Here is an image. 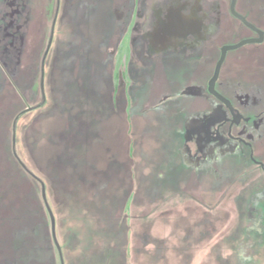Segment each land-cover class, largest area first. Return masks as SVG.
Returning a JSON list of instances; mask_svg holds the SVG:
<instances>
[{"label":"flooded vegetation","instance_id":"1","mask_svg":"<svg viewBox=\"0 0 264 264\" xmlns=\"http://www.w3.org/2000/svg\"><path fill=\"white\" fill-rule=\"evenodd\" d=\"M6 97L21 165L28 116L108 130L134 180L132 224L153 211L155 257L264 264V0H0ZM22 167L50 217L40 172ZM51 239L28 264H64L52 225Z\"/></svg>","mask_w":264,"mask_h":264},{"label":"rangeland","instance_id":"2","mask_svg":"<svg viewBox=\"0 0 264 264\" xmlns=\"http://www.w3.org/2000/svg\"><path fill=\"white\" fill-rule=\"evenodd\" d=\"M1 102L0 264L30 263V246L36 250L33 258L38 251L46 254L47 235L53 244L40 184L25 177L22 165L40 172L64 264H188L183 257L172 262V258L154 256L155 221L149 207L142 209L144 221L132 224L137 216L126 209V201L134 180L122 172L120 145H114L113 160L109 157L107 129L98 134L83 125L71 131L61 129L59 109L28 116L17 129L16 153L21 165L11 156V144L3 140L11 138L13 110L8 97ZM31 122L35 124L29 130L26 125ZM166 232L163 229L161 233ZM140 239L144 242L139 243ZM140 247L145 253L136 257L135 249ZM55 258L59 263L57 252ZM199 260L193 259L192 264Z\"/></svg>","mask_w":264,"mask_h":264},{"label":"water","instance_id":"3","mask_svg":"<svg viewBox=\"0 0 264 264\" xmlns=\"http://www.w3.org/2000/svg\"><path fill=\"white\" fill-rule=\"evenodd\" d=\"M49 211H50V217H51V225H52V230H53V233H54V230H55V221H54V217H53V215H52V213H51V210L49 209ZM57 246H58V244H57ZM58 249H60V247L58 246Z\"/></svg>","mask_w":264,"mask_h":264}]
</instances>
